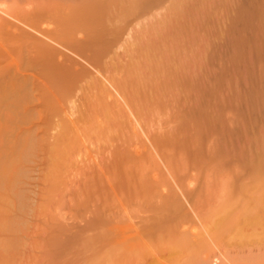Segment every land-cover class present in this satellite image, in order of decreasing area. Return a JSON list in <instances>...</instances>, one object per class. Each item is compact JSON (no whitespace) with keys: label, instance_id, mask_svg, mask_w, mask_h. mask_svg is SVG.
<instances>
[{"label":"bare ground","instance_id":"1","mask_svg":"<svg viewBox=\"0 0 264 264\" xmlns=\"http://www.w3.org/2000/svg\"><path fill=\"white\" fill-rule=\"evenodd\" d=\"M66 1L69 2V0H66ZM71 1H70L71 3L75 4L73 13L76 12V9L79 10V11L77 10L78 13L81 12L82 10H86L85 11L86 13L81 12V14L80 13L79 14L76 13V15L74 14L75 18H76V16L79 15V17L76 19L80 18V22H78L80 27H77V29L72 28L73 29L72 30V29L68 28L69 27L68 22L72 23L69 20L70 19L69 17H71L73 15L72 14L69 15L68 14L69 11H68V13H65V11L66 10L73 11V9H72L73 7L71 9L68 8L69 6L73 5L70 2L69 3L71 5H69V6H65L63 4L64 2L60 6V7H62L63 10H64V6H65V8L67 7L66 10H64V13H65V15L68 14L67 16H69V17L66 16L67 18H69L68 22H67V20H66V22H64L65 20L61 19V22H59L57 20V22L55 24V19H56L57 15H56V17H53V18L51 15H54L55 12H53V11H54V8L56 7V5L54 4V2L52 0L48 1V3H47L48 4L47 7L50 6L49 7L50 10L53 9L51 11L49 10L52 14H50L47 11V9L46 10L43 9L41 12L42 15L41 14L40 15L37 14V15L40 16V19H41V17L43 19L46 12H48L50 14V16L47 14H46V16L48 18L51 17L52 20L54 19L53 24L57 25V23H58V26H55V27L53 26V28H51V29L47 27V29H45V30H40V25L43 24L41 22L42 19L36 25V27H37L39 24L38 29L37 28L34 29L30 26H29L30 28L27 27V29L26 28L18 29L17 26L13 27L12 25H10L8 23L11 27H13L11 29L12 31L10 30V32H12L11 36L15 37V39L18 40V42L20 44V48H22V50H25V53L27 54L28 59L26 58V61L23 60L21 64L19 63L18 60H17L18 61L17 62L14 59L18 63L15 70L14 71L11 70L10 72H9V70H7L6 72H8V74L6 72L0 73V75L2 74V76H0L1 77L0 83H1V85H3L2 86L3 88H1V85H0V126H3V127L7 126V128L6 127H4V128H6L8 130L10 128L11 131L13 130V135L15 134L16 130H18L16 128H19V130H21L20 131L21 136L19 135L20 136L19 138H21V140L23 142L26 139V142L22 143V141L20 140V143L18 144L17 142L14 141V136H13V138H11L10 135H9L10 138H8V139H7L8 136H6V138H4L5 134L3 135V131L5 132L6 129L5 130L3 129V131L0 130L2 132V135H3V136L0 135V142H1L0 143V147H1L0 156H1V151H2V156L0 159V189H1V185L4 184V186H3V191H4V187L6 184L7 188H8V186L11 187V191L7 189L8 193H9V191L12 192L13 190H14V193L17 191L15 194L9 193L10 195L12 194L11 197L13 196L12 197L13 198L12 202H13V201H15V199L19 198L17 196L18 195V187H19L17 184H19V182H20L19 185L21 187L24 185H27L24 183L25 179H27V177L25 176V174L27 175V173H24L22 175V177H19V176L23 172H29V169L26 170V168H28L27 165L30 166V164L33 163V162H31V160L36 159V158H34L35 155H33V154H36V149H33V147L32 148L30 147L32 145L30 140L32 138L31 141H33V143L35 142L34 146L36 145V140H37V139L36 140L33 139V137L35 138V135H33L34 132L33 133L31 132L32 134L30 132L29 133H27V132L28 131H34L33 129L37 127L35 120L38 119L42 115L41 113H43V118H44V120L42 122L43 124H47L50 129L51 128L53 129V127H55L57 125L56 128H59L58 132H61L60 135L58 133L57 137L54 138L55 141L52 142L53 144L52 143L49 144L50 146L47 145V147L49 146L48 149L46 147H44L43 145H41L45 148V150L46 149L48 150V152H46V154H48V155H46L48 158L46 157L45 162L47 160L46 163L48 166V168H47L48 170L46 171L47 172L46 178H48L47 179L48 180V186L47 187H49V188L46 187V189H48V192H50V194H51V192L53 193L55 190H56L55 192L57 193L58 189L60 192H63V189H61V188H62V185L64 186V184L67 180V177L66 178H64V177L68 176L65 174H69L71 171V168L75 167L74 164L76 165V162L72 161V159H73L72 156H77L78 150L80 151V147H79V149L77 147V146H81L79 144L81 142L78 143L79 137H82V139L80 138L81 140H85L84 138H86V136L83 137V133L80 135V132L84 131L83 130L84 124L88 125V123H89V125H90V126L88 125L89 126L88 129L86 128L87 132L90 131L89 129H91L90 127L93 125L91 130H93L95 134H96V132L98 133V131H99V133H98L99 136L97 138H102L105 141V139H112L115 136V133H119L121 130L123 131L126 127L127 121L130 119V118H128L129 116L127 117V119L124 116V115H126L125 112L127 110L126 111H125V109H123L124 111L120 110L121 109L120 107L122 106L121 105L122 103H120L121 102L120 99H122L123 101H125L126 99H129L132 103H137V101H141V98L146 99L148 101V103L146 102V103H143L142 105H140L141 103L139 102L136 104L137 106L131 105L132 107H135L137 114L140 116H144V115L146 116V115H150V114L154 115V112L156 110L161 111V109L164 108L165 106H167V107L172 106L177 110V113L175 115L176 117L174 119V123H176V126L174 127L173 130L171 129L172 132H170V133H168L162 137H161V134L158 135L159 137L158 136L154 137L156 145L154 144V145H152V147L151 146L150 147L153 148V146H154L156 148L155 149L156 151L159 150V149H157V147L158 148H169V149L173 148V149H175V150L172 149L173 152L178 150L180 153H183V156L178 155L179 158L181 159V158L185 157L186 160L188 161V164H190L191 170L200 169L201 167H203V165L205 167L204 170H206L210 166V165H208V166H206V165L209 163L214 164V161H218L219 166L225 165V164L229 165L230 163H236L237 166L233 170L234 172H233V176H232L231 180L230 181L228 180L229 181L228 183L225 181L226 182L225 186H224V182L223 183L221 182L219 184V186H221V187L218 188V191H220V189H221L220 192H222V193L220 195H218L219 199L217 198L218 196H216L217 200L215 202H218V203H214L215 205L217 204L216 206L213 205V206H215V208H213V206H212L213 210L211 208L210 211L204 216L205 228H203L201 231H196L193 227L189 226V224L191 222V220H190L191 217L197 216L196 210H197V207H198V204L200 201L201 190L197 191L196 189H191L188 186L187 182H185V181L182 182V180L179 183L174 178V176L171 173H169V174H171V177L173 178L172 181L176 183L174 185L175 186L177 185L176 188L177 187L180 188V190L184 193L185 198L189 201V203L192 207L191 212H192L193 216H191V215L189 216V215L185 214L186 209L184 210L183 204H182L181 200L179 199V197H180L179 194L181 195L182 193L176 192V190L171 185L172 182L171 183H169L168 181L167 182H163V181L158 182V180H160V179H157L154 182V184L157 185L154 190L151 188V185L146 187L147 184L146 185L143 184L144 187H142L143 188L142 189V188H140V184L143 182H145V183H147V182L146 181H140V180H142V178L139 177L140 180L139 179L134 180L137 183H138V181L141 182L140 184L136 183L138 185L136 187L139 189V191L137 190V188L133 187V190H135V191H133V190L132 191L134 193H129V194L130 195L132 194L135 197H138V196L142 197V201L141 202L139 201V205H140L141 209H145L144 212L147 213L148 215H145L146 217L141 216L142 218H140V217L137 218L138 220L140 219L139 225H136L135 222H132L133 219H130L131 223L130 224L125 223L126 225L123 226L121 224L126 222V221H124L123 217H121L122 218V220H121V218L118 217L119 215H115V213H113L114 210L112 209V207L108 206L106 204V201L111 200V199L108 198V200L107 199H106V201L104 200L102 206L98 209L97 213L95 212V214H94V215L97 214L95 216L94 220L97 219L96 222L98 221L97 223L94 224V226L96 225L95 230L97 229L98 230L97 232H99L98 234L95 233V234H97L96 242H95V239L92 238L93 239L92 240L90 238L91 243L93 241V243L94 242H95V244L97 243L96 245L99 244L98 249H97L96 245H95L96 247L92 248V249H97L99 251L96 250V252H97L96 253V252H94L95 250H93V251L91 250V255H92V253L93 254L96 253L95 254L96 256L94 255L95 258L91 259L92 261L90 260L91 262L89 261V264H140V263H142V261H146L145 264H214L213 259L214 260L216 259V261H220L219 264H258L257 263V250H258V248H259L258 251L260 254L259 256L262 257L261 259L264 258L263 257V253H264V248H263L264 247V155H262V153H261L262 152L261 148H260L261 152L258 151L259 148L257 149V147H258L257 135L254 138H252L248 142V144H246L244 141L242 142V139H245L243 137H245L244 131H245V129H247V127L245 129L243 128L244 127L243 124L245 125L244 120H246V119L243 117L244 120H241V116H242L241 114L244 115L245 113L244 112L241 113V110H240V113H241L240 114L239 110L237 109L238 108L237 105L239 104L238 102H240L241 101L240 98H242L239 96V94L237 95V99H238L237 104H236V100H235L236 98H233L235 100L234 102L236 105H234L233 101L231 102L233 104L234 110L236 112V118L234 120L232 119L233 121L231 119L227 120V121H229V123L231 122L230 125L232 126V124H233V126L230 128L228 123L224 124V121H226L225 119L227 118L225 116L229 110L226 109L225 100L223 97L219 96V93L226 86V85L225 86L221 85V84H223V82H224V84L226 83V81H225L226 79L225 80L219 79L218 81H217V79H215L216 82L213 81V83H217V84H211L210 79H198L197 75H196L197 76L196 79H194V78L193 79H187V78L183 79V78H185V76L183 74H185L184 72H186V70L188 69V68L186 69V67L189 65V63L192 60H194L193 55H195V54L193 53L192 47H194L195 44L193 43L194 46H192L193 45L192 42H194L195 38L193 39V37L195 36L194 35L195 33L193 34L194 36L191 34L193 32L191 31L192 27L190 26V23H187V26L185 25V27L183 29L174 28L175 27L174 25L180 21V18L178 17L177 14H178L179 9L181 8V5L187 1L186 0H179L172 7L171 11L174 13L173 14L174 17L168 19L167 15H168V13H170L168 11L166 14L167 17L163 16L166 19H163V20L157 22L156 24L154 23V25H153V22H156V21H154V20L151 21L150 23H148L146 25L150 26L152 24V26L149 27V29H146V27H147L146 26L144 28L146 31H144V32H141V31H143L142 28H141V30L139 29L140 30L139 33H137V35L135 36V38H136L139 34V36L137 38V42L135 43V44L138 43L137 46L135 47V45H131V42L130 43L127 42L128 45H127V43L125 44V48L123 51L124 54L121 53V56L119 53L117 54V52H115V50H116L115 46H116V44H118V46H119L120 42L118 43V41L120 40L121 35L123 36L124 32H126V30H127L126 24L128 26L129 18L131 20V16H132V18L136 15L141 16V15H143V14H141L142 12L145 14V11L149 10L153 6L152 5L150 8H147V6H149L153 0L152 1L150 0L151 1L150 4H148L150 2L148 0H76L77 3H75V0H71ZM206 1H208V0H204V2L201 1L202 4L204 3L202 5L203 7L205 5H206V7H208L209 4H207ZM155 2H157V0H155ZM193 2H195V4H198L195 0H192V3ZM60 3H61V1H60ZM145 3H147V4H145ZM140 6H141V8H140ZM189 6H190V4H189ZM249 6H251V5H249ZM184 7H185V5L183 6V8ZM195 7H197V5ZM211 7H213V6H211ZM251 7H250V9H252ZM190 8H189V10H190ZM245 8H246V5H245ZM140 9H142V10H140ZM168 9H169V7H168ZM43 11L45 12V14H43ZM193 11L190 10L189 12L193 13ZM241 11L243 12V9H241ZM136 12H139V13L137 14ZM242 12H240V14H242ZM56 13H58V12H56ZM135 13H136V15H135ZM175 13H177V14H175ZM61 14H63V13L61 12ZM179 15H180V13H179ZM242 15H240V17L241 16L243 17V19H241V20H245L244 16L245 17L248 16L247 14L246 15L242 14ZM253 15H254V13H253ZM38 16H36L37 19H38ZM195 16H196V14H195ZM249 16H251V15H249ZM47 17H44L43 20H45ZM66 17H65V19H66ZM169 17H170V15H169ZM196 17H198V16H196ZM210 17H212V16H210ZM75 18H74V21H75ZM252 18H254V17H252ZM252 18H251V21H252ZM51 19H48L50 21H47V20L46 21L51 22L52 21ZM62 20H64V21L62 22ZM72 20H73V18H72ZM115 20L118 22L121 21L122 23L120 25H123V23H125V26H118L117 25L118 23L115 24L116 23ZM247 21H249V19ZM247 21H244L245 25H246V23H249ZM75 22H76L75 23L76 26H79V25H77L78 24L77 21H75ZM252 22L254 23V20ZM252 22H250V23H252ZM112 23H114L116 25V27ZM110 24L114 27L112 28L111 26H109L110 27V29H109V27H107V25H110ZM184 24H186V23H183V25ZM249 24H247V25L249 26ZM252 24H250L251 25V26H249L250 28H247V25L244 26L249 31L251 30V33H252V29H251ZM188 25L190 26V28ZM205 25H207V24H205ZM71 26H70V28H71ZM253 26H255V23L253 24ZM181 27H183V26H181ZM242 27H241V29H242ZM166 28L167 29L170 28V31L167 34L164 32V30ZM206 28H207V26H206ZM246 28H244V29H246ZM14 29H16V30L14 31ZM247 29H246V31H248ZM254 31H256V29ZM82 32H86L88 34V36H86L87 38L85 37L86 39L83 38V36H81ZM244 32L245 31L243 30L240 33H244ZM262 32H263V30H262ZM13 34H14V36H13ZM256 34H257V32H256ZM82 35H85V34L82 33ZM241 35H243V34H240V36ZM79 36L82 39L79 38ZM150 37L151 38L154 37V38L151 39ZM135 38L132 40H135ZM148 38H149V41H150V39L152 41L149 42ZM154 39H156V40H154ZM258 39H259V37H258ZM153 40H154V42H153ZM238 41H239V39H238ZM240 41L242 42L241 39H240ZM244 41H245V38H244ZM249 42L250 43H248V44L250 45L251 41H249ZM262 42H264V40ZM130 45H131V47H130ZM241 45H242V43H241ZM244 45H245V43H244ZM133 46L135 48H133ZM257 46H261V47H259L260 50L264 49L263 43L260 45L257 44ZM245 47H248V46H245ZM113 48H114V50H113ZM240 48H241V46H240ZM241 49H243V48H241ZM125 50H126V52H125ZM238 50L240 51L239 48H238ZM111 52H113L115 58H114V56H109L111 54ZM115 53H116V55H115ZM195 53H197V52H195ZM251 53H253V52H251ZM258 53H259V51H258ZM263 53H261V55H263ZM123 55H125L124 58L126 57V60H124V58H123V62L125 61L124 63L121 61L122 59H120V57L122 58ZM239 55L241 56L240 53H239ZM263 57H264V55H263ZM109 58H110V60H112L111 58H113V60H116V61H112V63L110 61V63H109V60H108ZM116 58L118 60L120 59V61L122 62L123 65L121 64V62L120 63H119V61L117 62ZM241 58H242V56H241ZM259 58H262V56ZM248 59H247V61H249ZM27 60H28V62H27ZM259 61H258V63H259ZM24 62L27 64H25ZM125 63H127V64H125ZM262 63H261V65H262ZM85 64L88 65L90 67V69ZM193 64H194V62H193ZM193 64H192V67H193ZM124 66H125V68H124ZM195 66L192 70L195 69ZM117 69L119 70L118 73L116 71ZM188 70L190 72L191 67ZM197 70L198 69L196 68V70H194L192 72H195V71L197 72ZM260 70H262V69H260ZM120 71H124L125 73L120 74ZM112 72H115L117 74L114 75V73L112 74ZM9 73H10V75H9ZM3 74H7V78L5 77V75L3 76ZM118 74H120V76L121 75L122 76L121 77L116 76ZM108 75H109V77H108ZM110 75H111V77H110ZM115 76L117 77V79H115ZM181 76H182V78L180 79ZM2 78H3V80H2ZM8 79L9 80L12 79L11 84L14 82L13 79L15 80L14 84L9 86L10 88L8 87V84H9ZM16 79H22V80H24V79H27V80L28 79L29 80L36 79L38 84L34 80L36 83V84L34 83V85H37V86H35L37 88H35L34 86H31V85H33L31 83L30 84L28 83L29 85H23V87L22 86L19 87L18 85H20L21 82L25 83L22 80H21V82H19L17 80L19 83L17 82L18 85L16 86L15 85ZM5 80H7V82ZM212 80H214V79H212ZM222 80H224V81H222ZM4 82H6V83H4ZM4 84H6V85L4 86ZM38 85L41 86L40 90L43 89L42 91H39ZM17 87H19V88H17ZM32 87H33V90H35V89L38 90V91L37 90L36 91L38 92V94H40V97H38L39 99H37V96L34 97L33 95H31V93L33 91ZM111 89H113L116 92L115 94H117V95H115ZM254 92H255V94L257 93V95H258V92H256V91H254ZM261 93H263V92H261ZM257 95H255V96H257ZM234 96H236V94ZM263 97H264V95H263ZM72 100H75V101H72ZM36 101L39 102L38 105H34V103ZM71 101H72V103H71ZM248 101H249L251 111L253 110L255 113L257 110L256 108H259V107L264 108V106L262 105L264 102H262V104L259 102L257 103V100H253L252 98ZM76 102L77 103L79 102V104L78 105L75 104ZM81 102L83 103V105L80 104ZM70 103H71V105L72 104H75V105H72L73 106L72 107L71 105H69ZM226 103H228L227 100H226ZM128 104H129V102H128ZM243 104H244V102H243ZM257 104H258V107L256 106ZM76 105H77V107L78 106L81 108L84 107L85 112L83 109H80L81 111L80 110L78 111L79 112L78 114L84 115L87 118L86 122H84V124L82 122H80V120L77 119V116L74 114V113H77ZM230 105L231 104H228L229 109H232V106H230ZM244 105H246V104H244ZM259 105H262V106H259ZM70 106L72 107V109ZM235 106H237V107H235ZM240 106H241V102H240L239 107ZM247 106H248V104H247ZM68 107L71 110H69ZM79 107H78V109H79ZM39 109H41V111H39ZM72 110H74V112ZM86 111H87V115H86ZM128 111H129V109H128ZM173 111H175V110H173ZM259 111L260 110H258V112ZM68 112H70V113H68ZM155 113H158V111H156ZM247 113H248V111H247ZM255 113H252V114H255ZM60 114L63 115L62 116L63 119H61L60 124H58V123L56 124V122H54L53 118L56 117L57 115H60ZM132 114H129V115L132 116ZM19 115L21 116L20 118H19ZM64 115H65V117H64ZM70 115H71V117H70ZM72 115L74 118L75 117L76 118L74 119L72 117ZM156 115H158V114H156ZM156 115H155V117H152V119L156 118ZM248 116H250L249 113H248ZM252 116H253L252 119H254V117L258 116V114L251 115V117ZM171 120H172V118H171ZM171 120H170V122H172ZM141 122H144V121H141ZM81 123H82V125H80ZM94 123H96L99 126V127H97V125H96L98 130L96 128H93ZM135 123H139V122L135 121ZM144 124L142 123V126ZM47 125H44V126H47ZM224 125H227L229 127H226ZM48 126H47V128H48ZM79 126H82V128ZM60 128H61V130H60ZM86 129H85V132H86ZM243 129H244V131H243ZM19 130H18V133H19ZM140 130H141V128H140ZM90 133H89V135H90ZM94 133H92V134H94ZM24 134L25 135L29 134L30 137L26 136V138H25ZM141 134L143 135V131ZM211 135L212 136H214V135L218 136L217 142H215L212 145L209 144V138ZM31 136H33V137H31ZM23 138H25V139H23ZM93 138H95V137H93ZM93 138H91V139L93 140ZM80 139H79V141H81ZM258 139H259V137H258ZM28 140H29V144H31L29 146L27 145ZM262 140H264V139L262 138ZM11 142H12V145H11ZM84 142H86V141H84ZM4 143H6V144L3 146L2 144H4ZM7 144H9L12 149L17 147V146L19 147V148L17 147L18 148L17 150H19V151L16 150L17 152H19V154L13 149L15 151V153L18 155L17 157H16L15 153L13 156V154L11 153V151H13V150H10L9 148H7L9 146V145L7 146ZM20 144H22V145H20ZM23 144H25L26 146H24ZM38 144H40V140H39ZM38 144H37V146L39 147ZM263 144H264L263 141L260 140L259 145L261 146ZM14 145H15V147H14ZM111 145L112 144H110V146ZM148 145H150V144H148ZM148 145L146 144L145 146L148 147ZM23 146H24V148L29 147L28 149L31 148V154L28 151V149H26V148H25L26 150L24 151ZM119 146H121V145H119ZM145 146L144 147L134 146V148L132 146V150H133L132 154L138 155L137 157H141V155L144 152H146L145 149L147 147L145 148ZM2 147H4V149L6 147V149H5L6 152L4 149H2ZM76 147H77V150L76 149L73 150V148H76ZM34 148H36V147H34ZM151 148L149 149V151L151 150ZM263 148H264V146H263ZM20 149L22 151H20ZM9 150H10V154H12L13 158H9L11 155H9V156L5 155L7 153V151H8L7 154H9ZM38 150H40V149H38ZM41 150L43 151L44 149L42 148ZM75 150H76V152H75L76 154L73 152ZM23 151H24V154H22ZM34 151H35V153H34ZM126 151H128V150H126ZM152 151H153V149H152ZM156 151H155V153H158ZM257 151L260 152L262 156L260 155V157H257V153H258ZM39 152L40 151H38V153ZM130 152H131V150H130ZM117 153H115V154H117ZM3 154H4V157H3ZM128 154H130V153H128ZM147 155H149V153ZM7 156H8V159L5 158ZM150 156H151V154L149 155V157ZM2 157H3V159H2ZM117 157H120V156H117ZM130 157H132V156L130 155ZM173 157H175V154ZM23 158H27L28 160L24 159V160H26L24 162ZM122 158H124V157H122ZM152 159L154 160V158H152V156H151L150 160H152ZM19 160H20V162H21V160H23V164H21L22 162L20 163L21 166L24 165L25 163H27V164H25V166H23L24 170H19L18 168L15 167L16 163L19 164ZM117 160H118V158H117ZM127 160L128 159H126V162L123 161L120 164H119V162L117 163V164H119L118 166H116L118 172L122 173V170L124 167L123 164H126ZM175 161H176V159H175ZM183 161H185V160H183ZM177 163H178V161H177ZM212 164H211V166H212ZM215 164L217 165V163H215ZM72 165H73V167H71ZM181 165H183V164H181ZM78 166L79 165H77V167ZM178 166L179 165H176V167H178ZM31 167H32V165H31ZM31 167H30V170L32 169ZM116 167H115V169H116ZM136 168H133V169H136ZM140 168L138 167L137 169L140 170ZM15 169L19 172L15 171ZM69 169H70V171H69ZM73 169H75V168H73ZM179 169H180V166H179ZM125 170L127 171L126 167L124 168V171ZM21 171H23V172L20 173ZM46 172H45V174H46ZM75 172H77V171L75 170ZM129 172L128 173L123 172L122 173L123 176L120 175L119 173L118 174L120 177L123 178L125 176V174H129ZM142 172H145V169H144V171L142 170ZM9 173H11V174L13 173L14 175L16 173V175H15L16 179L14 180V183L11 182L12 178H10L11 175H9ZM134 173H135V171H134ZM108 174L109 173H102V176L106 179L107 183L110 185V190L113 192V197H115L114 199H116V201L119 202V205H121V208H123L124 204H123V202H121L122 200H121V197L119 196L120 191L118 190V188L120 189V184H121V188H122V186L127 185V183H126L127 179H125V178H127L129 175L128 176L126 175L124 177L126 182H125V180L122 179L121 183L116 188L113 185L112 181L110 180V177H108ZM141 174H142L141 176H143V173H141ZM14 175H12V176H14ZM131 175H132V173L130 174V176ZM138 175L140 176V174H138ZM15 176H14V178H15ZM23 176H25V178ZM21 178H23L22 180H23L24 184H22ZM94 179L95 180L93 181V183L96 184L99 181V179L97 180L96 176ZM143 180H145V178ZM146 180H149V177H147ZM8 182H10L9 185L7 184ZM89 182L90 181H88V183ZM11 183H13L12 186H11ZM59 184L61 187L59 186ZM222 184H223V186H222ZM96 185H99V183H97ZM96 185H95V187L97 188ZM129 185L130 184H128V187L126 186L127 188H125V189H127V192L130 191L128 189H132ZM143 185H141V186H143ZM13 186H15V188ZM87 186H90V184H87ZM165 186L169 187V190L167 192H165L162 189V187L164 188ZM12 187H13V189H12ZM63 188H65V186ZM91 188L92 187L90 186L89 191L85 190L86 193H88L87 196L89 195ZM97 189L99 191L103 190V188H101V187H99ZM164 189H166V188H164ZM132 191H130V192H132ZM160 191L161 192L164 191L166 194L163 193V195H162V193ZM177 191H178V189H177ZM7 192L5 191L2 193V196L5 197V202H4V197L2 198L1 193H0V201L4 202V203H2V204L0 203V204L3 206H6V208L10 207V203L12 204V202H10L11 198L10 199L6 198V195H8ZM106 192L107 191H102V194L107 195L108 192L107 193ZM58 194H60V193H58ZM92 194H94V193L92 192ZM22 195H23V192H22ZM91 195H90V197H91ZM14 196L17 198H15ZM54 196L55 195H53V198H55ZM50 197H52V196L50 195ZM108 197H111V195H109V193H108ZM129 197H132V196H129ZM105 198H107V197H105ZM6 199L8 200V202H6L7 201ZM124 199L126 200V198H124ZM124 199H123V201H124ZM186 199H185V201H186ZM16 201H20V200H16ZM110 202H113V201H110ZM5 203H9L8 207H7V204H5ZM82 203H83V200H82ZM121 203L123 204V206ZM13 204L15 205V203H13ZM17 204L18 203L16 202V205ZM84 205H87V204H84ZM16 207H19V206L17 205ZM3 209H1V210H3ZM13 209H15V208H13ZM126 210H124V211H126ZM187 210H189V209H187ZM4 211L5 210H3L2 212H4ZM7 211H8V213L10 212L9 210H7ZM7 211H5V212H7ZM122 211H123V209H122ZM12 212L10 214V217L13 214ZM16 212L20 213V210L16 211ZM126 212H128V211H126ZM92 213H94V212H92ZM109 213H110V215H109ZM123 216H125L124 212H123ZM130 216H131V213H130ZM13 218H15V217H13ZM93 218H94V216H93ZM127 218H129V217H127ZM134 219H135V217H134ZM3 220H0L1 221L0 225H2V227H4V225H5V227H6L7 224ZM112 221L115 222L116 224L119 223V226H117V227L111 226V224L113 223ZM16 222H17V220H16ZM3 223H5V224H3ZM133 223H135V224H133ZM2 227L0 226L1 232H3ZM98 227H99V229H98ZM7 228L8 227H6V229ZM86 228L88 229V227H86ZM6 229L4 228V231ZM93 230H94V228H93ZM93 230H92V232H93ZM7 231H8V229H7ZM12 232H14V231H12ZM12 232H10V234ZM4 233L5 232H3V234ZM5 234H7V233H5ZM8 235H9V233H8ZM61 238L63 239L62 236H61ZM66 239H70V238H66ZM3 240L4 239L0 240V244L3 243V245H5V242ZM1 241H3V242H1ZM23 241H24V239H23ZM88 242H90V240ZM16 243H17V241L15 242V244ZM11 245L12 244H10L8 246L12 247ZM21 245H22V243H21ZM87 246L88 245L86 244V246L83 247V248H86L85 252H87ZM0 247H1V245H0ZM91 247H92V245H91ZM2 248H0V249H2ZM5 248L7 249L6 245H5ZM53 248H54V246H53ZM56 248H58V247H56ZM88 250H90V249H88ZM1 252H3V251L0 250V253ZM4 252H6V251H4ZM12 252H14V251L10 252V250H9L10 254ZM6 253H4V255H6ZM84 253H83V255H84ZM14 254H15V252H14ZM261 254H262V256H261ZM8 255H7V257H8ZM4 258H5V256H4ZM69 258L70 257H68V259ZM70 260H72V259H70ZM13 261H14V259H13ZM83 261H85V259ZM261 262H263L262 264H264V260L263 261L261 260ZM57 263H59V262H57ZM83 263H85V262H83ZM6 264H7V262H6Z\"/></svg>","mask_w":264,"mask_h":264},{"label":"rangeland","instance_id":"2","mask_svg":"<svg viewBox=\"0 0 264 264\" xmlns=\"http://www.w3.org/2000/svg\"><path fill=\"white\" fill-rule=\"evenodd\" d=\"M48 1H50V0H0V73L1 72L5 73L7 70H9V72L11 70L14 71L16 66H17V64H18L17 63L18 61L21 64L23 60L26 61V58L28 59V56L25 53V50H22V48H20V44H19L18 40L15 39V37L11 36L12 32H10V30L13 27H16V26L18 27V29H22V28H26L27 29V27H29V26L34 28V29L35 28L38 29L39 24H38L37 27H36V25L42 19V17L40 19V16H38V15L41 14L42 10L43 9H45V10L47 9V11L50 14H52L50 11L53 10V9L50 10L49 9L50 6L47 7ZM52 1L54 2V4L57 7V8L55 7L56 9L54 8V11H53V12H55L54 13L55 16L51 15L52 18L56 17V15H57V17L55 19V24H56L57 20L59 22H61V19L65 20V21L62 20V22L63 21L66 22V20L68 22V19L70 18L69 20L73 24L68 22L69 23V27H68L69 29H72V28L77 29V27H80V25L78 23V22H80V18L76 19V18L79 17V15L76 16V18L74 16V14L76 15V13H78L79 10L76 9V12L73 13L75 4L71 3L72 2L71 0H69V2L71 1L70 3L73 4L74 6L71 5L69 2H67L66 0L65 1L64 0L63 1L60 0L61 3H60L59 0H52ZM148 1H150V0H148ZM151 1L149 3L148 2L147 3L150 4ZM153 1L155 2V0H153ZM153 1H152V3L149 6L146 5L147 8H150L152 5L153 6L149 10H146V11L144 10L145 14L142 12L141 14H143V15H141V16L139 15L138 16V15H136V13L138 14L139 12H136L135 13L136 16L133 15L134 13L132 14L135 18L134 17L132 18V16H131V20L129 18L128 26L126 24L127 30H126V32H124L123 36L121 35L120 40L118 41V43L120 42L119 46H118V44H116V46H115L116 47L115 48L116 49L115 52H117V54L119 53L120 56H121V53L124 54L123 51H124V48H125V44L127 42L128 43L131 42V45H135V47L137 46L138 43L137 44H135V43L137 42V38H138L139 34H138V36L136 38H135V36L137 35V33H139L141 28L143 29V31H141V32L146 31L144 29L147 26L146 24H148V23H150L151 21L154 20V21H156V22H153V25H154V23L156 24L157 22H159V21H161L163 19H166L165 17H167V16H168L167 17L168 19L174 17V15H173L174 13L171 10H172V7L179 0H157V2H155V3ZM186 1L187 2H185V3H183L181 5V8L179 9L178 14L175 13L180 18V21L174 25L175 26L174 28L183 29L185 27V25L187 26V23H190V26L192 27L191 31L193 32L191 34L193 35L195 33L194 34L195 36L193 35L194 36L193 39L194 38L195 39H194V42H192V44L194 43L195 46L193 44L192 46H194V47H192V49H193V53L196 56L193 55L194 56L193 57L194 60H192L189 63V65H188L189 67L188 66L186 67V69L187 68L189 69L191 67V71L189 72V70L187 69L188 71L186 70V72H184L185 74H183L185 76V78H183V79H186V78L187 79H193V78L196 79L197 76H198V79H210L211 84H217V83H213V81H215V79H217V81L219 79H224V80L226 79L225 80L226 83L224 84V82H223V84H221L222 86H225V85L226 86L221 91L219 90L220 91L219 96L224 98L225 107H226V109L229 110V111L227 110L228 112H227L226 116L224 115L225 117H227L225 120L226 121L229 120V119H231V120L233 119L234 120L236 118V112H235L233 104L231 102L233 101L234 105H236L237 101H238L237 95L239 94V96L242 97V98H240L241 101L239 100L241 102V106L239 107L240 102H238L239 104L237 105L238 106L237 109L239 110V113H240V110H241V113H243V112L245 113L244 115L241 114V113L240 114L242 115L241 116V120H244V118L246 119V120H244L245 121V125L243 124V126H244L243 128L245 129L247 127V129H245V131L243 129L244 134H245V135L243 134L245 136L243 138H245V139H242V142L244 141L246 144H248V142L257 135V144H258L257 149L259 148L258 151H260V152L262 150L261 153H262V155H264V152H263L264 151V148H263L264 144L261 145V146L259 145V141L260 140L263 141V143H264V140H262V138L264 139V136H263L264 135V117H263L264 116V113H263L264 112V108L263 107H261V108L259 107L260 109L256 108L257 110H256V113H255L253 110L251 111V108H250V105H249V101H248V100H250L252 98L253 100H257V103L259 102V103L262 104V102H264V97H263V95H264V78H263L264 77V74H263L264 73V57H263L264 49L263 50L259 49V47H261L262 45L261 46H257V44L260 45L262 43H263V46H264V42H262L264 40V33H263L264 32V0H208V1H206V3L209 4V5H208V7H206V5H205L204 6L205 8L202 6L204 3L203 4L201 3V1L204 2V0H195L198 4H195V2L192 3V0H186ZM62 3L65 6L71 5V6L68 7L69 9H71L73 7L72 8L73 11H71V10H66L67 7L65 8V6H64V10L67 11V12L65 11V13H68V11H69L68 14L69 15H71V14L73 15V16H71L73 18V20H72L71 17L67 16L68 14L65 15L64 10L62 9V7H60L62 5ZM75 3H77L76 0H75ZM147 3H145V4H147ZM189 4H190V6H189ZM184 5H185V7L183 8ZM196 5H197V7H195ZM245 5H246V8H245ZM249 5H251L252 7L249 6ZM211 6H213L214 8L211 7ZM168 7H169V9H168ZM250 7L252 9H250ZM140 8H141V6H140ZM189 8L192 11L194 10L193 13L189 12L190 11ZM240 8L243 9V12L241 11ZM140 10H142V9H140ZM44 11H43V14H45ZM85 11L86 10H82L81 12L84 13ZM168 11L170 13H168V15L166 16ZM48 12H46V14L50 16V14ZM56 12H58V13H56ZM61 12L63 14H61ZM81 12H79V13L81 14ZM240 12H242V14H245V15L247 14L248 15L246 17L244 16L245 20H241V19H243V17H242L243 15L240 14ZM179 13H180V15H179ZM253 13H254L255 16L253 15ZM46 14H45L44 17H47ZM195 14L198 17H196ZM239 14L242 15V16L240 17ZM169 15H170V17H169ZM249 15H251V16H249ZM36 16H38V19L36 18ZM66 16L69 17V18H67ZM163 16H165V17H163ZM210 16H212V17H210ZM44 17H43V19H44ZM65 17H66V19H65ZM252 17H254V18H252ZM74 18H75V21H77V23H78L77 25H79V26H76V24H75L76 22L74 21ZM251 18H252V21L254 20L255 26H253L254 23L251 21ZM43 19L41 20V22L43 24L40 25V30H45V29H47V27L51 29V28H53V26L54 27L58 26V23H57V25L53 24L54 23L53 22L54 19L52 20L51 17L50 18L47 17L45 20H43ZM48 19H51L52 21L51 22H47V21H50ZM248 19H249V21H247ZM244 21H247L249 23L250 22L253 23V24L250 23V24H252V27H253V28L251 27L252 33H251V30L249 31L247 29V28H250L249 26H251V25L249 23H246V25L249 24V26L247 25V28L244 27V26H246ZM8 23L10 25H12L13 27H11ZM121 23H122L121 21L120 22L116 21L115 24H117L118 26H125V23H123V25H120ZM183 23H186V24L183 25ZM112 24H114V23H112ZM115 24H114V26L116 27ZM205 24H207V25H205ZM70 26H71V28H70ZM109 26H111L112 28L114 27L111 24L107 25V27H109ZM151 26H152V24L150 26H147L146 29H149V27H151ZM181 26H183V27H181ZM190 26H189V28H190ZM206 26H207V28H206ZM242 26L244 28H246L248 31H246V29H244ZM241 27L245 31L244 33H240V32L243 31L241 29ZM109 29H110V27H109ZM255 29H256V31H254ZM15 30L16 29H14V31ZM262 30H263V32H262ZM169 31H170V28H168V29L166 28L164 30V32L166 34ZM256 32H257V34H256ZM82 33L85 34V35H82ZM82 33H81V36H83V38L88 36V34L86 32H82ZM240 34H243V35L240 36ZM13 36H14V34H13ZM258 37H259V39H258ZM79 38H81V37L79 36ZM134 38H135V40H132ZM152 38H154V37H152ZM244 38H245V41H244ZM151 39L149 41V38H148V41L151 42L152 41ZM238 39H239V41H238ZM240 39L242 40V42L240 41ZM154 40H156V39H154ZM154 40H153V42H154ZM249 41H251L250 45L248 44V43H250ZM243 42L245 43V45H244ZM128 43H127V45H128ZM241 43H242V45H241ZM131 45H130V47H131ZM240 46L243 49H241ZM245 46H248V47H245ZM135 47L133 46V48H135ZM238 48L240 49V51L238 50ZM113 50H114V48H113ZM126 50H125V52H126ZM243 50L244 51L246 50L245 51L246 53ZM258 51H259V53H258ZM113 52H111V54L109 56H114ZM195 52H197V53H195ZM251 52H253L254 54L251 53ZM239 53L241 54L242 58L239 55ZM261 53H263V55H261ZM115 55H116V53H115ZM124 56L125 55H123L122 58L120 57V59H122L121 60L122 62H123ZM261 56H262L263 59L259 58ZM114 58H115V56H114ZM14 59L16 61L17 60L18 61L16 62ZM111 59L112 60H110V58L108 59L109 63H110V61H111V63H112V61H116V60H113V58H111ZM120 59L119 60L117 59V62L119 61V63H120L121 62ZM247 59L249 61H247ZM124 60H126V57L124 58ZM258 61H259L260 64L258 63ZM27 62H28V60H27ZM122 62H121V64H122ZM193 62H194V64H193ZM261 63H262V65H261ZM25 64H27V63H25ZM125 64H127V63H125ZM192 64H193V67H192ZM86 66L90 69V67L88 65H86ZM194 66H195L194 70H196V68L198 69L197 72L196 71L192 72V71H194V70H192L194 68ZM124 68H125V66H124ZM118 69L116 70L117 73L119 71ZM260 69H262V70H260ZM6 73L8 74V72H6ZM113 73H114V75L117 74L115 72H112V74ZM121 73H125V72L124 71H120V74ZM7 74H3V76L5 75V77L7 78ZM120 74H118L116 76H120ZM9 75H10V73H9ZM111 75H110V77H111ZM0 76H2V74ZM116 76H115V79H117ZM108 77H109V75H108ZM181 78H182V76L180 77V79ZM0 79H1V77H0ZM212 79H214V80H212ZM2 80H3V78H2ZM17 80L19 82H21L22 79H16V83H15L16 86L18 85L17 84V82H18ZM34 80L37 83V80L36 79H34ZM34 80L33 79H31V80L24 79L22 81L25 82V83L21 82L22 84L20 83V85H18V86L19 87L20 86L23 87V85H29L31 83V84H33L31 86L35 87L37 85H34V83H35ZM224 80H222V81H224ZM5 81L7 82V80H5ZM13 81L15 82L14 79H13ZM6 82H4V83H6ZM8 82H9L8 87L14 84V82L11 84L12 79L9 80ZM0 85H1V83H0ZM5 85L6 84H4V86ZM2 86L3 85H1V88H3ZM19 87H17V88H19ZM35 88H37V87H35ZM38 89H39V91L43 90V89L40 90L41 86H39ZM32 90H33V87H32ZM36 90L37 89L33 90L34 92L32 91L33 94L31 93V95H33L34 97L37 96V99H39L38 97H40V94H38V92H37L38 90L37 91ZM111 90L114 92V94L116 93L113 89H111ZM254 91L258 92V95H257V93L255 94ZM261 92H263V93H261ZM235 94H236V96H234ZM115 95H117V94H115ZM255 95H257V96H255ZM233 98H236L235 99L236 100V104H235V102H234L235 100ZM226 100L228 101V103H226ZM72 101H75V100H72ZM72 101H71V103H72ZM120 101H121L120 103H122L121 105L123 106V107L122 106L120 107L121 108L120 110L121 111H124L123 109H125V111L127 110L125 112L126 115H124V114L123 115L125 116L126 119L129 116L128 118H130L129 119L130 121L129 120L127 121L126 127H125V129L123 131L121 130L119 133H115V136L112 139H105V141L102 138H97L99 136L98 135L99 131H98V133L96 132V134H95L94 131L91 130L93 125L90 127L91 129H89L90 131H88L89 133L91 132L90 135H89V133L87 132V129L89 128L90 125H89V123H88L89 126L87 124L86 125L84 124V122H86V119H87L86 116L78 114L79 113L78 111L80 109L84 110V107L81 108V107L78 106L79 107V109H78L77 105L79 104V102L75 103V104H77L76 105L77 113H74V114L77 116V119H79L80 122H82L84 124V126H83L84 127L83 128L84 131L83 132L81 131L80 135L83 133V137L86 136V138H84L85 140H81L82 137H79V139L81 138L80 139L81 141H79V139H78V143L81 142V143H79L81 146H77L78 149L80 147V151L78 150L77 156H72L73 159L71 158L73 162H76V165L74 164L75 167H73V165L71 166V167H73L75 169L71 168V171L69 169L70 173L69 174H65V175H68V176L64 175L65 176L64 178L67 177V180H66V182L64 184L65 188H63L64 186L61 184L62 185L61 189H63V192H60L59 189H58L57 193L55 192L56 191L55 190L53 193L51 192V194H50V192H48V189H46V187L48 186V180H47L48 178H46V175H47L46 171L48 170L47 169L48 166H47V163H46L47 160L45 162V159L47 157L46 155H48V154H46V152H48L47 149L50 146L49 144L54 142L55 141L54 138L57 137L58 133L60 135L61 132H58L59 128H56L57 125L55 127H53V129L52 128L50 129L47 124H43L42 123L43 120H44L43 113H41L42 115L38 119L35 120V123L37 124V127L33 129L34 131H28L27 133H29V132L33 133L34 132L33 135H35V138L33 136H31V137H33L34 140L37 139L36 140V145L34 146L35 142L33 143V141H31L32 138L30 140L32 145L29 144V140H28V144L27 145L28 146L31 145L30 146L31 148L33 147V149H36V154L37 155L33 154V155H35L34 158H36V159L35 160H31L30 159L31 162H33V163H31L30 166L27 165L28 168H26V170L29 169V172L21 171L20 173H22V172L23 173L20 176L18 175L19 177H22V175L24 173H27V175L25 174L27 179H25V181H24V183L27 184V185H24V186L21 187L19 185L20 182H19V184H17L19 187H18V195L17 194L16 195L20 199L19 198L15 199L17 197L14 196L15 197L14 198L15 201L16 200H20V201H16L18 203L17 205L19 207H16L17 205H16L15 201L12 202V199H13L12 197L13 196L11 197L12 194L10 195L9 193H14V190L12 192H10L11 191V187L8 186V188H7L6 187L7 185L5 184L4 191H3V186H4V184H3V185H1V189H0L1 190L0 193H1V197L2 198L4 197V196H2V193L5 192V191L7 192V189L10 190L9 193L7 192L8 195H6V198L7 199L11 198L10 202H12V204L10 203V207H8L9 203H5V204H7V207L9 208L8 209V208H6V206L1 205L2 203L5 202V197H4V202L0 201V203H1L0 204V206H1L0 210L4 208L3 210H5V211L9 210L10 211L9 213H8V211L7 212H5V211L2 212L3 210L0 211V218H1L0 220H3L5 218L3 221L6 222V224H7L6 227H8L7 229L9 231V232L7 231L5 225H4V227H2V225H0L3 228V232L7 233V234H5V233L3 234V232H1V230H0V240L4 239L3 241L5 242V245H6L7 249H8L7 250L5 248V245H3V243L0 244L1 245L0 248L3 247L2 249H0V250L3 251V252H1L2 254L0 253V264H6V262H7V264H89V261L91 259L95 258V256H96L95 254L97 253L96 250L99 248V246H98L99 244L98 245H96L97 243L95 244L96 237H97V234L99 232H97L98 231L97 229L95 230V226L96 225L94 226V224L97 223L98 221L96 222L97 219L94 220L95 216L97 215V214L96 215H94V214H95V212L97 213L98 209L102 206L104 200L106 201V199L108 200V198L111 199V200L106 201V204L108 206L112 207V209L114 210L113 213H115V215H119L118 217H120V218L123 217L124 221H126V222L121 224L123 226L126 225L125 223H127V224L129 223L130 224L131 223L130 219H133L132 222H135L136 225H139L140 219L138 220L137 218L138 217L142 218L141 216L144 217L145 215H148L147 213L144 212L145 209H141V207L139 205V201L140 202L142 201V197H139V196L135 197L132 194L131 195L129 194V193H134L133 191H135V190H133V187L137 188L136 187V186H138L137 184L141 183L139 181H138V183L136 181H134V180H138L139 177L142 178V180L139 179L140 181H146L147 182V183H145V182L141 183L140 184V188L144 187L143 184H145V185L147 184L146 187L151 185V188L153 190L157 186V185L154 184L155 180H157V179H160V180H158V182H162V181L163 182H167L168 181L169 183L172 182L171 185L176 190V192L177 193H179V192L182 193L181 195L179 194V196H180L179 199L181 200V202L183 204L184 210L186 209L185 210V214H187L189 216L190 215L193 216V214L191 212L192 211V207H191L189 201L185 198V195L180 190V188H178V187L176 188L177 185L176 186L174 185L176 183L172 181L173 178L171 177V174L174 176V178L179 183L182 180V182L183 181L187 182L188 186L191 189H196L197 191L201 190V192H200L201 193L200 201H199V204H198V207H197V210H196L197 216L196 217H194V216L191 217V219H190L191 222H190L189 226L193 227L196 231H201L203 228H205V226H204L205 225L204 224V216L210 211L212 206L215 205L214 203H218V202H215L217 200L216 196H218V195H220L222 193V192H220L221 189H220V191H218V188L221 187V186H219V184L221 182L222 183L224 182V186H225L226 182L228 183L231 180V178L233 176V172H234L233 170L237 166L236 163H230L229 165L225 164V165H220L219 166L218 165V161H214V164L209 163V164L206 165V166L210 165L209 168H207L206 170H204V168H205L204 165L200 169L191 170L190 169V164H188V161L186 160V158L185 157H184L185 159L184 158H181V159L179 158V156H183V153H180L178 150L174 151L175 152L174 153L173 150H175V149H173V148H172L173 149L172 150L171 148L170 149L169 148H158L156 146L157 149H159L158 151L155 150L156 148L154 146H153V148H151L152 145L155 144L154 137H157L160 134H161V137H162V136L172 132V130L176 126V123H174V119L176 117L175 115L177 113V110L174 107L165 106L164 108L161 109V111L160 110H156V111H158V113H155L156 112L155 111L154 115L150 114V115H146V116L145 115L144 116H140V115L137 114L135 107H132V106L133 105L135 106L139 102L141 103L140 105H142L143 103H146V102L148 103V101L146 99H142L141 98V101H137V103H132L129 99H126L125 101L120 99ZM128 102H129V104H128ZM243 102L246 105H244ZM71 103L69 105H71ZM38 104H39V102H37V101L34 103V105H38ZM75 104H72V105H75ZM80 104L83 105L82 102ZM228 104H231L230 106H232V109H229ZM247 104H248V106H247ZM262 105L264 106V103ZM262 105H259V106H262ZM237 106H235V107H237ZM256 106L258 107V104ZM72 107H71V109H72ZM68 109H69V107H68ZM71 109H69V110H71ZM128 109H129V111H128ZM74 110H72V111L74 112ZM173 110H175L176 112L173 111ZM258 110H260V111L258 112ZM39 111H41V109H39ZM247 111H248L250 116H248ZM250 111L252 113H255V114H252ZM84 112H85V110H84ZM68 113H70V112H68ZM129 114H132V116H130ZM156 114H158V115H156ZM256 114H258V116L254 117V119L255 118L256 119L255 120L252 119L253 116L251 117V115H256ZM86 115H87V111H86ZM155 115H156V118L152 119V117H155ZM62 116L63 115L60 114V115H57L56 117H54L53 118L54 122H56V124L57 123L60 124L61 119H63ZM20 117L21 116L19 115V118ZM64 117H65V115H64ZM70 117H71V115H70ZM72 117H73V115H72ZM170 117L172 118V120H171ZM133 119L134 120L136 119L135 121L139 122V123H135V121ZM170 120L172 122H170ZM141 121H144V122H141ZM226 121H224V124L228 123V125L231 128L233 126V124L231 126L230 125L231 122L229 123V121H227V122ZM82 123L80 125H82ZM142 123L143 124L145 123L146 125L144 124L143 125L144 127H143ZM44 125H47L48 128H47V126H44ZM96 125L97 124L94 123V127L93 128L97 129V127H99L98 125L96 127ZM224 126L229 127L227 125H224ZM4 127L7 128V126H4ZM4 127L0 126V130L1 131H3V129L5 130L6 128H4ZM79 127L82 128V126H79ZM140 128H141V130H140ZM16 129L19 130V128H16ZM85 129H86V132H85ZM18 130H16L15 134L13 135V130L11 131L10 128H9V130L6 129L5 132L3 131V135L5 134L4 138H6V136H8L7 137V139H8L10 137L13 138V136H14V141L19 144L20 140H21V138H19L21 136L20 135V133H21L20 131L21 130H19V133H18ZM60 130H61V128H60ZM1 131H0V135H2ZM142 131H143V135L141 134ZM92 133H94V134H92ZM9 135H10V137H9ZM26 136L30 137L29 134L25 135V138H26ZM93 137H95V138H93ZM217 137H218L217 135H214V136L211 135L210 138H209V144L212 145L215 142H217V140H218ZM258 137H259V139H258ZM25 138H23V139H25ZM91 138H93V140ZM39 140H40V144H38ZM84 141H86V142H84ZM25 142H26V139H25L24 142L22 141V143H25ZM5 144L6 143H4L2 145L4 146ZM37 144L39 145V147L37 146ZM110 144H112L111 146L113 148L110 146ZM118 144L121 145V146H119ZM146 144L147 145L150 144V145H148V147H147V146H145ZM8 145L9 144H7V146ZM11 145H12V142H11ZM15 145H14V147H15ZM20 145H22V144H20ZM23 145L26 146L25 144H23ZM41 145H43L47 149L45 150V148L43 146H41ZM47 145H49V146L47 147ZM24 146H23V148H24ZM132 146H133V148H134V146H138V147H144L145 146V148L147 147L148 149L147 148L145 149L146 152H144L142 154L143 156L141 155V157H137L138 155L132 154L133 153ZM17 147H15L13 149L16 151L19 148V147L18 148ZM34 147H36V148H34ZM77 147L73 148V150L74 149L77 150ZM7 148H9L10 150H13L10 145ZM25 148H24V151L26 149H28L29 147L26 148V149ZM31 148L28 149L30 154H31ZM42 148L44 149L43 151L41 150ZM150 148H151V150L149 151ZM260 148H261V150H260ZM2 149H4V147H2ZM5 149H6V147H5ZM21 149H20V151L23 150V149L22 150ZM38 149H40V150H38ZM152 149H153V151H152ZM0 150H1V147H0ZM10 150H9V154H7L8 153V151H7V153L5 155H8V156L11 155L12 156V154H13V156H14L15 151L14 150H13L14 152L11 151L12 154H10ZM76 150L73 151V152L75 153ZM126 150H128V151H126ZM130 150H131V152H130ZM17 151H19V150H17ZM24 151H23L22 154H24ZM38 151H40V152L38 153ZM155 151L158 152V153H155ZM5 152H6V150H5ZM260 152L257 153V157H260V155H261ZM17 153L19 154V152H17ZM34 153H35V151H34ZM115 153H117V154H115ZM128 153H130V154H128ZM148 153H149V155L151 154V156H152V158H154V160L153 159L150 160L151 156L149 157V155H147ZM173 153L175 154V157H173L174 156ZM130 155L132 157H130ZM1 156H2V151H1ZM1 156H0V159H1ZM8 156L5 157V158L8 159ZM11 156L9 158H13V156L12 157ZM17 156L18 155L16 154V157ZM117 156H120L121 158L117 157ZM3 157H4V154H3ZM3 157H2V159H3ZM122 157H124V158H122ZM27 158H23V160L24 159L28 160L29 158L28 159ZM117 158H118L119 161L117 160ZM126 159H128V160H127L126 164H123L124 167H123L122 173L123 172L128 173L130 171L129 174H125V176L129 175L127 178H125V179H127V182L124 179L125 176L123 178L119 176V174L122 175V176H123V174L118 172L117 171V167H116L121 162H123V161L126 162ZM175 159H176V161H175ZM182 159L185 160V161H183ZM23 160H21L22 163L19 160V164L16 163V165H15V167L18 168L19 170H24L23 166H25V164H27V163H25L24 165L21 166V164H23ZM26 160H24V162ZM177 161H178V163H177ZM118 162H119V164H117ZM215 163H217L218 166ZM181 164H183L185 167L183 165H181ZM211 164H212V166H211ZM31 165H32V167H31ZM77 165H79V166L77 167ZM176 165H179L180 169H179V166L176 167ZM137 166L139 168L141 167L140 170L137 169L138 168ZM30 167L32 168L31 170H30ZM115 167H116V169H115ZM125 167L127 168V171L126 170L124 171ZM133 168H136V169H133ZM144 169H145V172H142V170L144 171ZM75 170L77 172H75ZM15 171H17V170L15 169ZM134 171H135V173H134ZM17 172H19V171H17ZM45 172H46V174H45ZM140 172L143 173V176H141L142 174ZM102 173H109L108 177H110V180L112 181L113 185L116 188L119 186V184L121 183L122 179L125 180V182L127 183V185H126L127 187H128V184H130L129 186L132 189H128V190H130V191L133 190L132 192H130V191L127 192V189H125L127 187L125 185L122 186V188H121V184H120V189L118 188V190L120 191L119 192V196L121 197V200H122L121 202H123V204H124V206H123V204L121 203L123 208H121V205H119V202L116 201V199H114L115 197H113V192L110 190V185L107 183L106 179L102 176ZM131 173H132V175L133 174L134 175L130 176ZM167 173L168 174L171 173V174L168 175ZM138 174H140V176ZM9 175L12 176L14 174L13 173L12 174L9 173ZM15 175H16V173H15ZM11 176H10V178H12L11 182L14 183V180L16 179V176H15V178H14V176H12V177ZM25 176H23V177L25 178ZM95 176L97 177V180L99 179V181L97 183H99L100 186L96 185L97 183L96 184L93 183V181L95 180L94 179ZM143 177L145 178V180H143L144 179ZM147 177H149V180H146ZM22 179L23 178H21V180ZM88 181H90V182L88 183ZM21 182H22V184H24L23 180ZM13 183H11V186H12ZM7 184L9 185L10 182H8ZM87 184H90V186L92 187L91 191L94 193V194H92V192L90 191V193L88 195L89 197L87 196L88 193H86V191L90 190L89 189L90 186H87ZM95 185L97 186V188H99V187L103 188L102 191H107L109 193V195H111V197H108V193L107 192H106L107 195L102 194V191H99L95 187ZM141 185H143V186H141ZM59 186H60V184H59ZM222 186H223V184H222ZM13 187L15 188V186H13ZM13 187H12V189H13ZM47 188H49V187H47ZM164 188H166V189L168 188V189L166 190ZM164 188L162 187V189L165 192H167L169 190L168 186H165ZM177 189H178V191H177ZM137 190L139 191L138 188H137ZM164 191H162V192L160 191L162 193V195H163V193H165ZM22 192H23V195H22ZM58 193H60V194H58ZM50 195L52 197H50ZM53 195H55L54 196L55 198H53ZM90 195H91V197H90ZM129 196H132V197H129ZM105 197H107V198H105ZM124 198H126V200ZM217 198L219 199V196ZM123 199H124V201H123ZM185 199H186V201H185ZM82 200H83V203L87 204V205H84L82 203ZM110 201H113L114 203L110 202ZM6 202H8V200ZM13 203H15V205ZM215 206H213V208H215ZM13 208H15V209H13ZM213 208H212V210H213ZM18 209L20 210V213L16 212V211H19ZM122 209H123V211H122ZM187 209H189V210H187ZM124 210H126L128 212H126ZM11 212L13 214L10 217ZM92 212H94V213H92ZM123 212H124L125 216H123ZM129 212L131 213V216H130ZM109 215H110V213H109ZM93 216H94V218H93ZM13 217H15V218H13ZM127 217H129V218H127ZM134 217H135L136 220L134 219ZM10 219L11 220L13 219L12 221L14 223ZM16 220H17V222H16ZM121 220H122V218H121ZM135 223H133V224H135ZM3 224H5V223H3ZM111 226L117 227V226H119V223L116 224L115 222H113L111 224ZM86 227H88V229ZM4 228L6 229L5 231H4ZM93 228H94L95 231L93 230ZM98 229H99V227H98ZM92 230H93V232H92ZM12 231H14V232H12ZM10 232H12V233L10 234ZM8 233H9L10 236L8 235ZM95 233H97V234H95ZM61 236L63 237V239L61 238ZM66 238H70L71 240L70 239H66ZM90 238L91 239L92 238L95 239V242L93 243V241H92V243H91V239ZM23 239H24V241H23ZM89 240H90V242H88ZM3 241H1V242H3ZM16 241H17V243H16L17 245L15 244ZM21 243H22V245H21ZM10 244H12L11 245L12 247L8 246ZM86 244L89 246V247L87 246V252H85L86 248H83V247L86 246ZM91 245H92V247H91ZM95 245L97 246V249H92V248L96 247ZM53 246H54V248H53ZM56 247H58V248H56ZM88 249H90V250H88ZM9 250H10V252L14 251L15 254H14V252H12L10 254ZM91 250L92 251L95 250L94 252H96V253L95 254L92 253V255H91ZM258 250H259V248H258ZM258 250H257V263L258 264H260V263L262 264L263 262H261V260L263 261L264 258L261 259L262 257L259 256L260 254H259ZM4 251H6L7 253L4 252ZM97 251H99V250H97ZM82 252L83 253L85 252L84 255H83ZM4 253H6V255H4ZM7 255H8L9 258L7 257ZM4 256H5V258H4ZM261 256H262V254H261ZM68 257H70V258L68 259ZM263 257H264V253H263ZM83 258L85 259V261H83L84 260ZM13 259H14V261H13ZM70 259H72V260H70ZM57 262H59V263H57ZM83 262H85V263H83ZM145 263H146V261H142V263H140V264H145ZM213 263L214 264H219L220 261H216V259L215 260L213 259Z\"/></svg>","mask_w":264,"mask_h":264}]
</instances>
